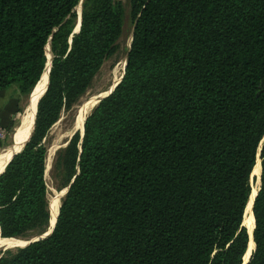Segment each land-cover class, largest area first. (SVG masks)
<instances>
[{"label": "trees", "instance_id": "1", "mask_svg": "<svg viewBox=\"0 0 264 264\" xmlns=\"http://www.w3.org/2000/svg\"><path fill=\"white\" fill-rule=\"evenodd\" d=\"M128 13L122 80L56 154L68 189L52 233L0 264H243L258 159L246 264H264V0H128ZM123 15L115 0H0V92L28 97L52 56L30 138L0 172L1 238L47 230L45 138L117 51Z\"/></svg>", "mask_w": 264, "mask_h": 264}, {"label": "rangeland", "instance_id": "2", "mask_svg": "<svg viewBox=\"0 0 264 264\" xmlns=\"http://www.w3.org/2000/svg\"><path fill=\"white\" fill-rule=\"evenodd\" d=\"M115 1L120 2L123 5V10H124L123 35L118 42L117 51L114 53L113 56H111L109 59H107L103 63L100 70L98 71L96 76L93 78V80H92L88 90L86 91V93L71 108H69L67 110L65 109L61 112L58 121L49 129L47 136L45 138V145L47 148L46 181H47V185H48V189H49V198H50L49 208L51 207V202L55 201V198H58L60 200V198L62 197L64 190H65V189H61L58 191L56 189V186L58 185V179L59 178L56 177V173L53 169V166H54V163L56 161L57 152L64 149L66 147V145L68 144L69 140L75 134V131H73V124L75 122L76 116H78V114H79L80 107L83 104H85L86 101L88 102L92 98H95V97L101 98L102 97L101 95L110 89L111 85L114 82V78L121 74L122 64L124 67L125 58H126V54H127L129 44H130V39H131L132 23H131L129 13H128V0H115ZM78 9H79V7H78ZM49 59L50 58H48V60ZM46 82H47V80L45 81V77H43L42 80L40 81L39 85H37L35 87V89L33 90L32 94H30L28 97H25L26 100H24V102H26L25 103L26 107H24V109L21 113V121L20 120L16 121V123L14 125V129H13V131H11L12 133H11L10 138H9V141L13 142V135L16 132L15 143L13 145L7 147L5 150L0 151V158L3 154L2 162L4 163L1 165L0 172H2V170L4 168L3 165L5 166L7 157L10 154V152L17 151L19 148H21V146L24 144V142L27 141L28 137L30 136L31 128L33 127L31 117H32V114L34 111L35 99L42 95V93L45 89V86H46ZM94 107H96V105ZM91 110H92V108H91ZM77 112H78V114H77ZM79 133H81V132H79ZM48 157H50V158L47 159ZM255 167L258 169L259 162H257ZM256 173H257V171H256ZM254 176H257V175L254 174ZM255 186H257L256 181L253 184L252 192H253ZM13 239H17V240L19 239L20 241L26 242L27 240H29L31 238H13ZM16 249L17 248L9 249L6 251H0V254L3 255L5 252L14 251Z\"/></svg>", "mask_w": 264, "mask_h": 264}, {"label": "bare ground", "instance_id": "3", "mask_svg": "<svg viewBox=\"0 0 264 264\" xmlns=\"http://www.w3.org/2000/svg\"><path fill=\"white\" fill-rule=\"evenodd\" d=\"M78 11H79V9H78ZM119 64V63H118ZM46 69H47V67H46ZM45 69V70H46ZM122 71H123V64H122ZM122 71H121V74L119 75V76H116L115 78H114V82H113V84L111 85V87H110V89L119 81V78H120V76L122 75ZM117 72V71H116ZM42 79V78H41ZM41 79H40V81H41ZM47 80V77H45V81ZM40 81L38 82V84L37 85H39V83H40ZM113 81V80H112ZM36 85V86H37ZM109 89V90H110ZM108 92V91H107ZM107 92H105L104 94H102L101 96H104V95H106V93ZM40 98V96L39 97H37L36 99H35V104H34V108H35V105L37 106V101H38V99ZM97 97H95V98H92L90 101H86V103L85 104H83L81 107H80V111H79V114H78V112H77V114H78V116H76V119H75V122H74V124H73V131H80L81 129H82V127H83V123H84V120H85V117L88 115V113H89V111L91 110V108L94 106V104H95V102H97ZM32 102V101H31ZM68 137V136H67ZM25 143V142H24ZM64 146V145H63ZM54 147V146H53ZM59 148V147H58ZM22 150V149H21ZM20 150V151H21ZM50 150V149H49ZM54 150V149H53ZM17 152H19V151H17ZM14 153H16V152H14ZM13 153V154H14ZM54 153V152H53ZM12 154V155H13ZM52 154V153H51ZM50 154V155H51ZM11 155V156H12ZM49 155V154H48ZM2 158H3V154H2V156H1V158H0V169H1V165L2 164H4L3 162H2ZM11 158V157H10ZM9 158V159H10ZM50 157H48L47 159H49ZM8 159V160H9ZM4 161V160H3ZM7 161V160H6ZM49 162V161H48ZM47 162V163H48ZM3 167H4V165H3ZM260 167V166H259ZM258 167V169H257V173H256V175L257 176H259V174H260V168ZM4 169V168H3ZM255 169H256V167H255ZM254 174H255V171H254ZM257 189H258V183H257V186H255V188H254V190H253V192H252V194H251V196H250V200H249V202H248V205H247V207H246V211H245V217H244V224H245V227H246V229H247V231L249 232V234L251 233V231H252V229H253V220H254V218L252 217V210H251V207H252V199H253V197H254V195L256 194V191H257ZM65 192V191H64ZM64 194V193H63ZM58 207H59V199L58 198H55V201L54 202H51V207H50V209H51V216H50V218H51V220H50V223H51V225L54 223V219H55V216H56V214H57V211H58ZM26 244V242H23V241H20L19 239L17 240V239H13V238H10V239H6V238H4V240H2L1 238H0V249H2V248H4V249H7V250H9V249H14V248H19V247H23L24 245ZM253 247H254V245H253V243L252 242H250L249 243V245H248V249H247V251H246V253H245V256H244V258H243V261L244 262H246V261H248V258H249V254L252 252V249H253Z\"/></svg>", "mask_w": 264, "mask_h": 264}, {"label": "crops", "instance_id": "4", "mask_svg": "<svg viewBox=\"0 0 264 264\" xmlns=\"http://www.w3.org/2000/svg\"><path fill=\"white\" fill-rule=\"evenodd\" d=\"M24 100H26L25 97L17 94L11 89L0 92V130L4 134V138L0 139V151L5 150L7 147L15 143L16 132L13 135V142L9 141V138L12 133L11 131L14 129L16 121H21V113L24 107H26V102H24ZM19 109H21L20 112ZM12 152H10V154Z\"/></svg>", "mask_w": 264, "mask_h": 264}, {"label": "water", "instance_id": "5", "mask_svg": "<svg viewBox=\"0 0 264 264\" xmlns=\"http://www.w3.org/2000/svg\"><path fill=\"white\" fill-rule=\"evenodd\" d=\"M80 6H79V11H78V20H77V25H76V28H75V31H74V33H77L78 31H79V28H80ZM131 40H132V34H131V39H130V43H131ZM129 48H130V44H129ZM50 54V53H49ZM51 59H52V56H51V54H50V59L48 60V62H47V65H46V67H47V70H46V72L45 73H43V75L44 74H46V77H48V73H49V70H50V65H51ZM125 67H126V58H125V63H124V67H123V72H122V75H121V77H120V79H119V81L110 89V90H108V92L106 93V95H104V96H102L101 98H98L97 99V102H95V104H94V106L96 105H98V103L102 100V99H104V98H106L107 96H109L113 91H114V89L116 88V86L120 83V81L122 80V78H123V75H124V70H125ZM42 75V76H43ZM42 76H41V78H42ZM40 78V79H41ZM35 89V88H34ZM33 89V90H34ZM33 92V91H32ZM43 93H44V91H43ZM42 93V94H43ZM32 94V93H31ZM42 96V95H41ZM40 96V97H41ZM40 99V98H39ZM39 99H38V101H39ZM38 101H37V104H38ZM92 107V110L95 108V107ZM36 108H37V106H36ZM92 110L89 112V114L92 112ZM36 114V113H35ZM89 114L85 117V120H86V118L89 116ZM34 119H35V116H34ZM85 120H84V123H85ZM33 123H34V120H33ZM84 123H83V128H82V131H81V133H80V135H81V137L83 136V132H84ZM31 131H32V129H31ZM77 131H75V133H76ZM30 135H31V133H30ZM30 138V136L28 137V139ZM27 139V140H28ZM264 140V139H263ZM27 142V141H26ZM25 142V143H26ZM25 145V144H24ZM20 152V151H19ZM19 152H16V153H14L12 156H11V158L14 156V155H16L17 153H19ZM10 158V159H11ZM9 159V160H10ZM257 162H259V166H260V174H261V164H260V159H258L257 160ZM257 162H256V164H257ZM256 164H255V166H256ZM255 168V167H254ZM260 174H259V176L257 177V176H254V177H256V182L258 183V189H257V191H256V194L254 195V197H253V199H252V206H253V202H254V198L256 197V195H257V192H258V190H259V185H260ZM67 189L68 188H66L64 191V194L62 195V197L60 198V200H59V207H58V211H57V214H56V216H55V219H54V223L51 225V223H50V220H51V218H50V220H49V225H48V228H47V230L43 233V234H41V235H37V236H35V237H33V238H31V239H29V240H27L26 241V244L23 246V247H19V248H24V247H26V246H28L29 244H31V243H34V242H37V241H39V240H43V239H45L46 237H48L51 233H52V231H53V229H54V226H55V223H56V220H57V216H58V214H59V208H60V206H61V200H62V198L65 196V194H66V192H67ZM252 193V192H251ZM250 196H251V194H250ZM251 210H252V207H251ZM50 216H51V209H50ZM253 230H254V225H253V229H252V231H251V233L249 234V232H248V235H249V243L250 242H252L253 243V245H254V242H253ZM1 238V237H0ZM1 239H4V238H1ZM249 243H248V245H249ZM254 247H255V245H254ZM254 247H253V249H252V251L254 250ZM248 249V248H247ZM7 249H4V248H2V249H0V251H6ZM252 253V252H251ZM251 253L249 254V258H250V255H251ZM1 256H2V254H0V258H1ZM249 258H248V260H249ZM248 261H246V262H244L243 261V264H246Z\"/></svg>", "mask_w": 264, "mask_h": 264}, {"label": "built area", "instance_id": "6", "mask_svg": "<svg viewBox=\"0 0 264 264\" xmlns=\"http://www.w3.org/2000/svg\"><path fill=\"white\" fill-rule=\"evenodd\" d=\"M4 138L3 132L0 130V139Z\"/></svg>", "mask_w": 264, "mask_h": 264}]
</instances>
